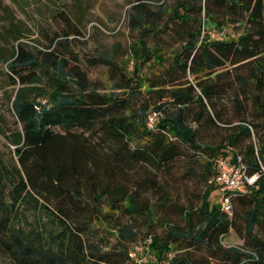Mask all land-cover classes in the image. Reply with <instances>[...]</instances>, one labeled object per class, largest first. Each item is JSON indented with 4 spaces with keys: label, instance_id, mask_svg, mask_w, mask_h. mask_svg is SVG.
Returning <instances> with one entry per match:
<instances>
[{
    "label": "trees",
    "instance_id": "16d2710c",
    "mask_svg": "<svg viewBox=\"0 0 264 264\" xmlns=\"http://www.w3.org/2000/svg\"><path fill=\"white\" fill-rule=\"evenodd\" d=\"M162 1L135 0L126 10L138 31L131 58L153 68L146 97L117 93L128 79L107 51L89 63L106 66L115 91L98 92L71 51H54L56 37L40 54L17 40L3 59L16 86L13 123L0 127L8 151L0 187L10 198L0 199V264H264V0H182L161 28ZM207 133L215 140H203ZM182 146L205 158L204 171L190 173L206 186L198 203L179 207V222H159L163 232L153 233L149 194ZM217 159L259 173L244 192L227 194L230 214L210 197ZM18 204L52 213L53 229H23ZM116 213L148 221L146 261L131 256L136 229ZM230 232L242 246L223 244Z\"/></svg>",
    "mask_w": 264,
    "mask_h": 264
},
{
    "label": "rangeland",
    "instance_id": "374dc122",
    "mask_svg": "<svg viewBox=\"0 0 264 264\" xmlns=\"http://www.w3.org/2000/svg\"><path fill=\"white\" fill-rule=\"evenodd\" d=\"M135 0H0V127L6 130L12 125L14 117L11 113L9 98L16 84H10L8 70L3 59L13 50L17 40L30 49L33 53H44L51 43L50 39L56 37L60 44L54 51L66 58L68 51L75 56L68 57L71 62H77L81 69L87 72L88 79L97 84L98 92L115 91L112 74L103 64L89 63L96 55L103 51L112 54L116 62L128 79V87L116 90L119 92L135 93L140 97H146L148 84L146 76L150 75L153 68L148 65L138 66L131 58L129 42L131 35L138 36V31L131 30L127 25L126 10ZM182 0H163L160 4L159 25H169V16L176 2ZM147 9L157 11L154 4H149ZM155 21L157 19H154ZM224 33H231L230 27L224 29ZM20 34V35H19ZM218 37V34H211ZM146 45L152 46L155 41L152 36H144ZM156 40V38H154ZM65 43V44H63ZM162 42L161 50L164 56L169 55V46ZM66 46V50L63 47ZM40 51V52H37ZM43 101V100H42ZM214 137L205 134L203 140L210 141ZM215 140V139H214ZM5 140L0 134V157L7 158L8 151L5 148ZM12 147L10 146L9 149ZM180 156L169 162L166 169H161L160 187L150 191V203L154 211L153 227L151 232L161 234L164 230L159 222H179V207L196 204L203 192L206 183L198 176L190 172H203L204 157H194L186 147H180ZM139 170V168H136ZM213 184L211 200L217 202L221 195V188ZM7 187H0V199L5 203L10 201L6 194ZM168 203V204H167ZM19 225L28 230L29 225L45 224L53 229L54 217L48 211L32 210L31 207L16 205ZM54 208L51 207V211ZM124 222H133L136 235L130 245L131 256L138 263L146 261L149 257L144 246L148 242L147 224L144 216H128L125 213H116ZM158 221V223L156 222ZM106 235V234H105ZM106 241L116 243L115 235H106ZM224 245L242 246L239 237L230 232L223 239ZM0 262L5 263L3 256Z\"/></svg>",
    "mask_w": 264,
    "mask_h": 264
},
{
    "label": "built area",
    "instance_id": "2783aa9c",
    "mask_svg": "<svg viewBox=\"0 0 264 264\" xmlns=\"http://www.w3.org/2000/svg\"><path fill=\"white\" fill-rule=\"evenodd\" d=\"M156 116L154 112L148 114L146 117V125L151 126ZM215 166L217 171L214 176V183L221 188V195L217 202L222 211L230 214L232 211V203L227 194L232 191L244 192L245 185L253 184L258 178L259 173L249 175L242 167V164L229 163L224 159H217Z\"/></svg>",
    "mask_w": 264,
    "mask_h": 264
}]
</instances>
